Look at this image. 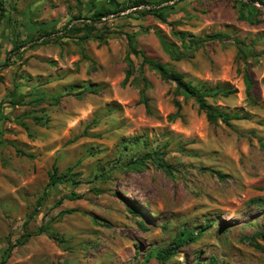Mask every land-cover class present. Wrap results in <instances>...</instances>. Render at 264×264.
I'll return each mask as SVG.
<instances>
[{"label":"rangeland","instance_id":"rangeland-1","mask_svg":"<svg viewBox=\"0 0 264 264\" xmlns=\"http://www.w3.org/2000/svg\"><path fill=\"white\" fill-rule=\"evenodd\" d=\"M1 2L0 264H160L156 251L183 229L197 239L165 264H264V0H171L159 6H171L164 22L128 17L140 6L97 23L110 0ZM84 23L87 39L62 37ZM172 31L226 37L176 62L155 35L179 45ZM132 48L193 85L232 86L236 94L208 102L242 119L208 122L146 66L144 87ZM157 148L164 162L144 159ZM54 169L82 183L43 197Z\"/></svg>","mask_w":264,"mask_h":264},{"label":"trees","instance_id":"trees-1","mask_svg":"<svg viewBox=\"0 0 264 264\" xmlns=\"http://www.w3.org/2000/svg\"><path fill=\"white\" fill-rule=\"evenodd\" d=\"M171 0H124L120 7L118 8L114 4V0H110L111 4L114 5L112 10H105L103 12H99L94 14L90 19L93 23H97L100 21V18L106 17L108 15L116 14L118 12H123L125 10H128L130 8H138L140 6H144L145 10L142 12H138L137 10L133 11L128 17H132L133 15H138V17H145V16H153L157 18L160 21H165L164 13L167 12L169 9H171V6H162L160 5L164 3H169ZM256 1V0H251ZM148 7H151V9H148ZM159 7V8H155ZM0 25L2 22V19L4 17L3 9H2V2L0 0ZM79 19V18H76ZM70 24V23H69ZM69 24H67L63 31L64 33L63 38L68 37L67 33L73 34V33H81L84 32L85 34L83 36L72 38V40L77 39L78 41L84 40L88 38V35L90 34L89 31L91 30V26L88 23H84L83 27H75L72 26L71 28H68ZM49 34H47L48 36ZM76 35V34H75ZM155 35L157 36L160 45L163 49V51L169 56V58L172 61H181L186 58L193 57V54L203 48L206 44L211 42H220L222 41L226 36L221 33H214V34H208L201 37H195L192 34H188L182 31H172V36L175 38L177 42H179V45H177L174 42H171L166 39L165 36L161 34V32H156ZM106 37L103 35L95 36V40L99 41L100 43H105ZM131 53L134 54L137 58L141 59L139 70H137L138 75L141 77L142 81L144 82V87H148V82L146 78L144 77V71L143 68L146 66L149 70L154 71L158 73L163 79L167 81L174 82L177 86V90L179 95L184 97L185 100L192 99L196 105L199 112H203L206 116V119L208 122L212 124H216L218 121L222 122L226 126H230L231 121H237L241 120L242 118L238 114H229L226 111L219 109L217 107H214L212 104H209L208 100H214L218 97H230L237 93V90L234 89L230 85H216L213 87H207V86H196L191 84L190 82H186L185 78L182 74H179L169 68L168 65L163 64L157 60H154L153 58L149 57L144 51L136 50L135 48L131 49ZM135 72L134 65L131 60L128 59V70L126 71V77L125 81H127ZM244 84H245V93L246 97L249 102L253 103L254 97L252 94L253 89V82L249 75L247 73L244 74L243 77ZM74 88V87H73ZM145 91L144 89L141 90V103L145 106V108H148V100L144 95ZM165 155V152L157 148L155 151L145 154L143 157L144 159L150 161V162H164L163 156ZM160 167L163 166V164H159ZM216 175L219 179H225L227 178L226 175H223L219 172H216ZM77 177H79L78 174L71 173V170H68L67 173L59 175L57 170L54 169L53 173L50 174V183L48 184V187L46 191L43 194V197L48 196L49 190H51L52 187H54L56 184L59 183H70L73 186L80 185L82 182ZM42 200L43 198H39L36 201V208L35 212L38 208L42 206ZM34 215V212L29 215V219L32 218ZM208 227H210V224L202 227L201 231H205ZM42 233H45L47 236H49L51 239L58 242L57 237L54 234H51L48 232V229L40 228L38 232H36L35 235H41ZM264 236V234H263ZM197 239V236L187 230L183 229L181 230L176 238L173 240L172 244L169 247L159 249L155 253V257L157 261L160 264H165V262L172 257L175 256L176 251L178 248L183 247L186 243H192ZM13 245L12 247H14ZM149 259V256L147 257V260ZM6 262V259H3L1 264H4Z\"/></svg>","mask_w":264,"mask_h":264}]
</instances>
